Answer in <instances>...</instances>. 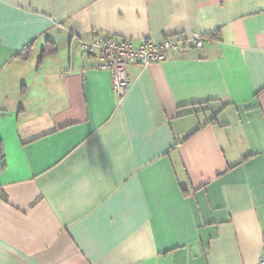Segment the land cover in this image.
Returning <instances> with one entry per match:
<instances>
[{
  "label": "crops",
  "instance_id": "0c3cea01",
  "mask_svg": "<svg viewBox=\"0 0 264 264\" xmlns=\"http://www.w3.org/2000/svg\"><path fill=\"white\" fill-rule=\"evenodd\" d=\"M96 33L204 44L119 96ZM0 191V264H258L264 0H0Z\"/></svg>",
  "mask_w": 264,
  "mask_h": 264
},
{
  "label": "built area",
  "instance_id": "2783aa9c",
  "mask_svg": "<svg viewBox=\"0 0 264 264\" xmlns=\"http://www.w3.org/2000/svg\"><path fill=\"white\" fill-rule=\"evenodd\" d=\"M189 42L201 47L204 44V38L201 35H195L191 39L166 36L160 42L146 41L136 46L126 38L112 34H99L92 41L83 43L82 47L97 59V68L111 72L115 92L123 96L130 84L127 67L131 62L137 61L147 67L163 60L168 51L179 50ZM258 264H264V259H261Z\"/></svg>",
  "mask_w": 264,
  "mask_h": 264
},
{
  "label": "trees",
  "instance_id": "16d2710c",
  "mask_svg": "<svg viewBox=\"0 0 264 264\" xmlns=\"http://www.w3.org/2000/svg\"><path fill=\"white\" fill-rule=\"evenodd\" d=\"M96 35H99V34L96 33L95 36ZM30 50H31V47H28L22 54L25 55V57H28V54L30 53ZM55 52H57V47L55 45V42L52 39L48 38L47 42H46V46L43 49L42 56L44 57L46 55H50V54H53Z\"/></svg>",
  "mask_w": 264,
  "mask_h": 264
}]
</instances>
